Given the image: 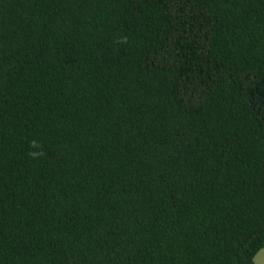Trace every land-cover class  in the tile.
Returning <instances> with one entry per match:
<instances>
[{
  "label": "trees",
  "instance_id": "trees-1",
  "mask_svg": "<svg viewBox=\"0 0 264 264\" xmlns=\"http://www.w3.org/2000/svg\"><path fill=\"white\" fill-rule=\"evenodd\" d=\"M264 0H0V264H256Z\"/></svg>",
  "mask_w": 264,
  "mask_h": 264
},
{
  "label": "rangeland",
  "instance_id": "rangeland-1",
  "mask_svg": "<svg viewBox=\"0 0 264 264\" xmlns=\"http://www.w3.org/2000/svg\"><path fill=\"white\" fill-rule=\"evenodd\" d=\"M256 264H264V249H262L255 257Z\"/></svg>",
  "mask_w": 264,
  "mask_h": 264
}]
</instances>
